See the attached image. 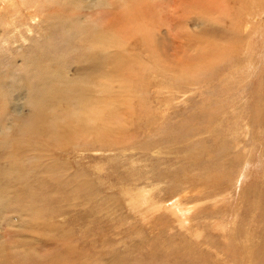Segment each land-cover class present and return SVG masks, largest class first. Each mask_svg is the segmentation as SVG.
Here are the masks:
<instances>
[{
    "label": "bare ground",
    "instance_id": "1",
    "mask_svg": "<svg viewBox=\"0 0 264 264\" xmlns=\"http://www.w3.org/2000/svg\"><path fill=\"white\" fill-rule=\"evenodd\" d=\"M22 1L23 6L19 11H13L12 16H31L28 5L32 1ZM223 1L191 0L187 6H184L192 16L190 18L194 20L193 22L200 19L203 24L199 30L195 32L190 31L192 33H189L188 29L184 26H180L182 29L180 28L181 30L178 34L175 32L172 38L178 39V42L179 40H183L182 43L179 42L182 50H177L180 58H176L177 56L174 55L170 56L169 54V50L172 47L170 45L174 39L171 42V38H168L170 39L168 41L158 34L161 31L162 23L168 28V22L165 20L168 0H89L87 9H99L100 15L94 16L95 13L89 10L90 16L84 15L82 19L79 18L78 13L81 9L82 0H53L52 4L48 3L46 8H44L45 5L44 7L42 5L40 12H38V14L41 13L43 15L42 24L45 31V45H42V51H46L49 62L45 63L43 61L44 63L40 65H33L32 60L35 53L32 50H29L24 56V51L17 54L22 58V65L19 69L27 72L23 77L18 76L17 66L15 67L17 62L15 63L12 60L14 58L7 60L6 57L8 51L12 49L10 45H7L9 40L5 38L9 33H6L0 39V64L4 62L7 63V66L13 65L14 67L12 71L4 69L9 76V84L6 90L10 88L11 90L9 91L10 101L7 103L0 102V104L4 105L3 107H1L2 105L0 106V119L4 120L3 125L0 124L1 137H6L11 134L13 129L18 130L19 128H21L20 133L22 135L30 137L28 133H36L39 129L41 130L43 123L45 124V120H47L44 134L51 136V146H56V149L60 148L58 151L64 155L70 153L63 146L69 137L89 140V135L96 134L100 137H95L94 141H99L101 138L103 141L98 142V144L92 143L91 145L98 146L101 149L113 150L116 159L119 160V162H114V160L108 157L107 162L112 160V164H108L111 174L99 176L93 172L96 180L104 177L108 180V186H105L106 190H125L127 194L130 192L128 189L130 185L136 187L141 184H136V182L143 180V170L148 168L146 162H150L151 173H154L157 169H152L154 165L157 167L168 162L170 163L169 154L164 152V150L172 149L175 152L174 154L180 156L179 168L173 173H169L167 169L159 171L158 177L151 182V186L144 185L141 187L142 183L140 191H137V203L132 211L136 210V214L140 215L145 221L150 219L153 205L151 207L150 205L144 207V205L149 203L153 198L152 196L149 197L150 191L146 192L151 188H153L152 190H158L159 182H163L164 180L179 182L181 174L183 176L187 174L189 177L187 180H183L178 186L170 187L168 192L165 189L164 192L174 193L173 196H180L182 193L185 196H190L195 193L206 194L209 191L210 196L207 195L206 200L211 205L204 210H200L191 225V213L189 214L188 212L184 219L181 218L182 224H179L178 228L182 227L183 230H180L183 233L193 235V232L201 231L202 235L205 233V230L212 227V223L215 221L220 222L219 226L226 227L227 224L224 221L228 218L230 221L231 213L245 216V229H238L236 234L232 230L229 235L231 236V240L228 242L226 241L227 235L220 237L221 241L218 244L213 242V245L205 242L207 237L204 235L201 241L197 242V244H192L195 247H192L185 241L178 245H174L170 241H158L156 242V250L150 251L151 255L148 264H169V260L173 261L174 264H208L205 258L207 254L214 257L212 264H220L217 261L219 255L225 257L231 256L237 264H253L257 259L256 252L261 254V258L257 264H264V253L255 250L261 242L264 250L263 236H259L261 234L259 230L257 231L254 228L249 230L247 226V224H251L254 227L264 219L263 213H260L261 199L257 201V204H254V197L247 196L246 189L245 192L244 189L240 192V197L229 199V192H231L232 188L240 187L242 184L241 179L246 180L252 175L251 171L249 172L244 169L245 175L244 170H241L243 169L244 161L250 156L247 154L246 156L240 155L239 157L238 154H228L227 141L222 140L219 136V129L227 123L225 116L230 112L236 113V116L232 113L233 118L232 121H229L227 130L236 136L234 137L235 139L238 136L242 137L240 133L239 135L235 133V129L239 127H242V130L246 131L242 133H250L252 138L253 134L248 127V121L253 124L254 129L255 127L260 129L259 135L264 130V123L261 119V115L264 112L263 109L253 111L255 106H251L253 108L250 119H248L250 113L245 106L246 104H252L253 95H251L252 98L250 96L247 99L243 94L244 92L242 93L245 85H242V83L247 79L246 73L244 74L243 72L244 68H241L245 60L239 56L238 49L232 47V45L234 46L241 39L239 36L241 31L239 32L236 26L237 20L239 26L243 23L242 30L245 28V33L248 31L245 39H250L252 35H256L259 31L262 34L264 31L262 28V25H264V0H234L232 7L238 5V11L233 10L231 12L232 10H228L229 13L226 8L228 6H225L226 4H223ZM10 8H14V4ZM107 10L110 13H114L110 14ZM241 10L242 16L240 15ZM187 11L185 10V13ZM245 13L246 17L242 19ZM10 18L11 16L8 13L5 19L7 23H5L2 22L3 18L1 17L0 24L2 22V24L5 23L10 26L13 23L9 21ZM78 20H81V23ZM216 21H220V28L211 30L210 24ZM9 22L10 24H8ZM223 23L224 26L222 25ZM225 28H229L230 31L227 33L223 30ZM70 30H73L72 36L70 35ZM168 32L169 28L167 29ZM231 34H237V37L234 38L235 36L233 37ZM212 35L216 38L213 42L217 41L219 42L218 44H216L217 42L208 43V37ZM228 35H231L232 38L228 37ZM69 39L75 40L76 47L74 51L82 58V61H89L91 63L90 69L97 71L94 75L91 74V71L87 72L83 70L79 76H68L69 69L61 64V59L65 54L63 42ZM246 40L248 41V39ZM246 40L243 42L246 43V47H249L250 44ZM132 41L134 42L135 51L131 48ZM40 43L43 42L40 41ZM242 49L244 52L245 48L243 47ZM247 61L251 62V59L248 58ZM143 63L146 66L142 67ZM236 63L239 67V76L233 71ZM30 66L32 68L28 69ZM101 67L105 72L101 71V74L97 75ZM148 79L149 81H147ZM20 80H23L24 86L20 84H16L15 86L14 84L16 82L19 83ZM213 81H217V83L215 82L216 85L221 83L227 84L228 87L225 90H212L211 88L214 86H212ZM57 84L62 85L57 86ZM201 87L205 89L204 97L202 98L203 102L197 104L196 108L192 105L190 109L192 114L181 123L177 124V122H173L174 118L168 115L169 98L181 93L184 94L190 88L198 90ZM164 94L166 96L162 97ZM219 95H225L228 99L222 100ZM167 97L168 99L165 100ZM206 106L210 107L209 112ZM25 107L34 110L33 113L36 112V114L37 111L47 108L48 114L44 113L45 117L42 115V117H38L37 119L36 115L26 116L23 114ZM63 108L66 111L62 110ZM196 109L197 112H195ZM242 113H244L243 116ZM41 119L44 122L41 123ZM204 119L207 121H204ZM60 122H64L65 126L63 125L59 128L57 125ZM215 124H217V128H215ZM208 126L212 127V129L207 130ZM209 133L213 135L217 134L213 136H216L215 141H212V138L210 139L211 134ZM203 135L209 136V140H203ZM197 138L200 140L196 141ZM60 141H62V144ZM188 141L191 142L189 147L185 148V150L179 148V146H183ZM3 144L4 142H0V145ZM212 144L220 148L212 152ZM24 148L28 152L30 151L29 147ZM71 151L74 154L78 152V150ZM101 151L103 153L111 152L109 150ZM183 151H185L184 154L181 153ZM247 151L249 152V150ZM164 154H166V158L162 156ZM10 157L12 156L10 155ZM66 161L69 162L68 160ZM189 165L193 166V168ZM249 165L252 166L254 164L249 163ZM51 167L52 169H60L59 165ZM97 167L99 171H103L101 168L103 165ZM48 169L51 173L50 180L55 181L57 179L56 172L54 173L55 170L49 167ZM120 169L126 170L125 173L122 172L123 170L119 171ZM198 169L202 176L201 181L190 182V174L198 171ZM18 171L16 176L13 177V184L17 186L23 185L22 194L31 196L32 191L28 187L29 180L26 179L30 174L25 173L22 169ZM5 172L0 170V183L10 180L8 174L12 176L10 173ZM116 173L118 175L115 179H112V176ZM33 177L36 178V175ZM154 181H158L155 182L157 184ZM100 184L105 185L102 181ZM13 190L15 188L7 184L3 188H0V214L13 208L17 203V197L8 198V200L6 197L7 193ZM243 192L245 194L244 199L241 198ZM143 197L149 199L145 204L142 200ZM98 202L103 206H108L109 203L105 199H101ZM171 203L173 204V209L189 206L188 203H182L178 200H173ZM136 207L137 209H135ZM44 210L41 209L39 212H35L32 218L29 205V215L35 223L33 229L37 230L41 225L45 230L52 231V227L47 225V222L51 224L50 220L52 219L46 218L45 213L47 212ZM132 213L137 217L134 212ZM95 214L97 218H103L101 211H97ZM13 215L14 213H11L7 219L8 224H6L9 228L14 227L15 217L13 218ZM207 215L209 216L206 217ZM171 218L173 219V216L169 211L168 213L164 212L163 225L168 226L172 221ZM144 226H149V223L144 222ZM213 226L218 227V224H214ZM5 239V248H0V264H33L29 256L30 250L15 251L17 246L12 234H8ZM151 245L155 244L151 242ZM200 246L203 248H200ZM210 250H214V255L209 252ZM59 255V253H56L55 257H59ZM114 256L115 261L121 259L116 255ZM68 261L70 262L69 259ZM34 264L44 263L34 262ZM230 264L236 263L230 262Z\"/></svg>",
    "mask_w": 264,
    "mask_h": 264
},
{
    "label": "rangeland",
    "instance_id": "2",
    "mask_svg": "<svg viewBox=\"0 0 264 264\" xmlns=\"http://www.w3.org/2000/svg\"><path fill=\"white\" fill-rule=\"evenodd\" d=\"M31 1L32 2H30V5H28L29 7L26 6L29 8V11H31L30 12L31 16L19 17V15L12 16V14L13 11H19L20 8L23 6L22 0L20 1L0 0V18L1 17L3 18L2 22L7 23L5 19L8 13L11 16L9 21L13 22L10 26L6 25L5 23H3L4 24L3 25L1 22L0 39H2V36L4 37L6 33H9L5 38L9 40V43L7 45L8 46L10 45L12 49L8 51L6 57L7 60L14 58L12 60H14L15 63L17 62L15 64V67L17 66L16 67L17 72H19L18 76H22V77L27 72L19 69L22 65V58H20V56L17 54L24 51L25 52L23 54L24 56L29 50H32L35 53L32 60L33 65H40L41 63H44L43 61H45V63L49 62V59H47L46 56V51L44 52L42 51V48L45 45V31L43 30V24H42L43 15L41 13L38 14V12H40V8L42 5L43 7L45 5L44 8H46L48 6V3L52 4L53 0H31ZM189 1L191 2V0H168V3L166 5L167 13L165 20L166 22H168L169 32L167 33L168 28L166 25L164 26V23H162L161 31H159L158 33L160 37H164L168 41H170V39L168 38H171L172 39L171 42H172L174 39L172 37L174 36L175 32H177L176 34H178L179 31L182 29L180 26H184L185 28H187L189 33H192L193 31L195 32L200 29V27L203 24L202 20L198 19L196 22H193L194 20L190 18L192 16L188 13L187 8H184V6H187ZM233 2L234 0L223 1V4H226L225 6H228L226 7L228 13H229L228 10H232L231 12H233V10H235L236 12L238 11L239 6L236 5V7H232L234 5ZM88 3L89 0H82V4L80 7L81 9L78 11L80 19H82L84 15L90 16L89 10L95 13L94 16L100 15L99 9L91 8L88 10L87 9ZM12 4H14V8H10ZM185 10L187 11V13H185ZM108 13H110V11H108ZM113 13L114 12L110 14ZM241 14H242V10L240 15ZM245 17H246V13L242 17V19H245ZM10 22L8 24H10ZM78 22L81 23V20H78ZM238 24L239 23L237 20L236 26L238 27L239 32L241 31L240 32L241 34L239 33L241 39L238 40V43L234 44V46L232 45V47L237 48L239 51V56H241V59L245 60L241 65V68H244L243 72L244 74L246 73L247 79L244 80V82L242 83V85L245 84L242 93L244 92L243 94L246 98L247 97L249 98L251 95H253V98L251 96L252 104L251 105L246 104L245 106V108L250 113L248 116V119H250L251 110L254 106L257 108L255 109L254 107L253 111L254 110L259 111L260 109L264 110V103H263L264 102V44H263L264 31L262 30L263 35L259 33L261 32L259 31L257 32V34L259 33L258 35L254 34L250 39L246 38L248 39L247 41L245 39V36L248 33V31H246L245 33V28H243L244 30H242L243 23L240 26ZM220 25H221L220 21L213 22L210 24V29L211 30L219 29ZM222 25L224 26V23ZM262 28L264 29V25H262ZM223 30L226 31L227 33L230 31L229 28H225ZM70 31H71L70 35L72 36L73 30ZM237 34L236 35L231 34V35L233 37L235 36L234 38H236ZM231 35H228V37L232 38ZM209 37H208L209 40L208 43L213 42L214 39L216 40V38L213 37V35ZM244 39L246 40V42H249L251 46V47L249 46L250 48L246 47L247 46L246 43L243 42L245 41ZM177 40L178 39H174L175 44L174 41L171 43L170 46L172 47L169 50V54L170 56L174 55L177 56L176 58H180V56L177 53V50L179 49L182 50V46L179 44V42L182 43L183 40H179V42ZM40 41L43 43H40ZM215 42L217 41H214L213 43ZM133 43L134 42L132 41L131 48L133 51H135ZM218 43L219 42H217L216 44ZM222 44H220V46H222ZM63 46L65 47V52H64L65 54L61 59V64L65 68L69 69L68 72L69 77L79 76L83 70L87 72L91 71L92 72L91 74L93 75L95 74V72H97L90 69L91 63L89 61L83 62L82 58L79 57V55H77V52L74 51L76 47V43L74 39H69L64 41ZM243 47L245 48L244 52L243 49L241 50V48ZM248 58L251 59V62L247 61ZM143 66L146 65L143 63L142 67ZM29 68L32 67L30 66L28 67V69ZM4 69L8 71H12L14 70V67L13 65L7 66V63L4 62L0 64V102L1 103L3 102L7 103L10 101L9 91L11 90V88L6 90L8 87L7 85L9 84V79H8L9 76L8 74H6ZM101 71L105 72L102 70L101 67L97 75L101 74ZM233 71L236 72L237 76H239V67L237 63L235 64V68L233 69ZM247 71H248V75H247ZM147 81H149V79ZM215 82L217 83V81L212 82V86L214 85L213 88H211L212 90H217V89L225 90L228 87L227 84L224 85L219 83L218 85H216ZM16 84H20L24 86L23 80L22 81L20 80L19 83L16 82L14 85L16 86ZM60 85L62 84H57V86ZM204 90L205 89L202 87L199 88L198 90L190 88L184 94L181 93L180 94L181 96L174 95L169 98L168 115L174 118L173 122H177V124H179L192 114V111L190 110L192 105L193 107H195L198 106L197 104L203 102L202 98L204 97V93H205ZM164 96H166V94L162 95V97ZM168 97L165 98V100H167ZM219 97H221L222 100L228 99V97L225 95L223 96L219 95ZM0 106L3 107L4 105L0 104ZM64 106L66 107L65 103ZM251 106L253 107L251 108ZM206 107H207V111L209 112L210 107L209 106ZM62 110L66 111L64 108ZM33 112L34 110L30 109L29 107H25L23 109L24 115L26 116L36 115V119L38 117H42V115L43 117H45L44 113L48 114V109L47 108L41 109L37 111V114L36 112L35 113ZM195 112H197V109L195 110ZM232 113L234 112H230L227 116H225L227 119L226 121L227 123H225V125H223L219 129V136L222 138V140L227 141L228 154H232V155L238 154L239 157L240 155L246 156L247 154H249L250 157L246 158V160L244 161L243 169L241 170L245 169L248 170L249 172L251 171L252 175L251 177H248L246 180L241 179L242 184L240 187L237 186L232 188L231 192H229L230 195L229 199H234L235 197L238 196L240 197V192L243 189L245 192L246 189V195L249 197H254V204H257V201H260L261 199L262 205L260 206V213L261 214L263 213L264 216V204H263L264 203V169H262L264 168L263 167L264 130L261 131V135H259L258 132L260 129L258 127H255L254 129L253 124L250 121H248L247 122L248 127L251 129V133L253 134L252 138L250 133L249 134L242 133L246 131H243L242 127H239L235 129V133L238 135L240 133L242 137L238 136L240 138L237 137L235 139L234 137L236 136H234L232 132L227 130L229 121H232L233 118ZM234 114L236 116V113ZM243 115L244 113H242V116ZM261 119L264 123V112L261 115ZM3 121H4L3 119L2 120L0 119V124L3 125ZM204 121L207 120L204 119ZM42 122L44 121L42 120L41 123ZM46 122L47 120H45V124ZM45 124L43 123L42 129L41 130L39 129L38 132L36 133L29 132L28 135H30V137L28 136L25 137V135H22L20 133L21 128H19L18 130L13 129L11 131V134H9L6 137L0 136V142H4L3 145H0V159L3 157L2 160H0V170L3 172L6 171L5 173H10L12 175L10 176L8 174L10 180L9 181L6 180V182L0 183V188H3L4 186H6V184L11 187L13 186L15 190L7 193L6 195L7 200L8 198L17 197V203L13 206V208L0 214V229H1L0 248H5L6 246L5 238L8 236V234H12L14 236V242L17 246L15 251L22 252L24 250H30L29 256L33 264L34 262L36 263L43 262L44 264L45 263L67 264L69 262L68 259L70 260V262H72V264H92V263L112 264V262H114L113 264H148V260H150V255H151L150 251L156 250L155 249L156 242L158 241L161 242L170 241L174 245H178L181 242L185 241L188 242L192 247H195L192 244H197V242L202 240V236L205 235L207 237L205 242L209 243L210 245H213V242L218 244L221 241L220 237L226 235H227L226 241L227 242L230 241L231 236L229 235L232 230L235 231L236 234V231L238 229H242V230L245 229L244 228L245 216L231 213L230 214L231 223L229 224L230 222L229 218L224 221L227 224L226 227L219 226L220 222L215 221L212 223V227L209 228L208 230H205V233L202 235H201V231L193 232V235L192 234L188 235L187 233H183L182 227L178 228V225L182 224L181 220L187 216L186 214L188 212L189 214L191 213L190 214V225H191L194 222V219L198 216L200 210H204L211 205L208 204L206 200L207 195L210 196L209 191H207L206 194L195 193L190 196L188 195L185 196L184 193H182L180 194L182 198L178 195L173 196L174 193L172 194L167 193L170 187H173L175 185L178 186L182 183L183 180H187L189 178L187 174H184V176L183 174H181L179 182L174 180H164L163 182H159L158 190L155 189L152 190L153 188H151L146 192L148 193L150 191L149 197L152 196L153 199L149 201V203L144 205V207H147L148 205H150L151 207L153 205L151 210L152 216L150 219L146 221L143 220L140 215L136 214V210L132 211L133 207L137 203L136 202V198L138 196L137 191H140L141 187H143L144 185L151 186L152 185L151 182L158 177L159 171L167 169L169 173H173L179 168L178 165L180 161V156L174 154L175 153L174 150L172 149L164 150V152L169 154L171 164L168 162L166 164L159 165L157 167L156 165L154 166L152 165L153 170L154 168L155 169L157 168L154 171V173H151L150 162L149 163L146 162V164H148V168H145L143 170V175H144L143 180L140 182L138 180L136 182V184L143 183L141 187H140L141 184L136 187H134V185L132 186L130 185L129 187L132 188L128 187L130 191L129 194H127L125 190H121V191L117 189L106 190V187L108 186L107 183L108 180L105 179L104 177L98 178V180H96L94 173H97V175L99 176L105 174L106 175L111 174L109 165L112 164V160H114V162H119V160L116 159V155L114 154L113 150L101 149L98 146L91 145L92 143L98 144V142L103 141L102 138L99 141H94L95 137H100L96 134L89 135V140H81L79 138L73 139L69 137L63 146L70 153L63 155L62 152L58 151L60 150V148L56 149L55 148L56 146L55 147L51 146L50 144L51 136L44 134L46 129ZM63 125L64 122H60L57 126L61 128ZM214 126L215 128L218 127L217 124H215ZM208 127L207 130L212 129V127L210 126ZM215 128H213V130H215ZM0 130H1V125H0ZM216 133L214 135H217ZM207 135H203L202 137L203 140L206 139L209 140L208 139L209 136ZM214 135L213 134L210 135L211 136L210 139L212 138V141H215L214 139L216 138V136L213 137ZM199 140H200L199 138L196 139V141ZM190 141L183 144V146H179V148L185 150V148L191 145ZM60 143L62 144V141H60ZM211 146L213 147L212 152L220 148L219 146L215 147L214 144H212ZM24 147L26 148L29 147L30 153ZM71 150H78V152L74 154V152ZM101 150H105V151L109 150L111 152L103 153ZM247 150H249V152ZM181 153L184 154L185 151ZM4 155L6 156L4 157ZM10 155L12 157H10ZM162 156L164 158L167 157L166 154ZM108 157L112 159L109 162H107ZM66 160H68L69 162H67ZM249 163H252L254 165L250 166ZM45 165L48 166L50 169H52L51 166L53 165H59L60 169H52L55 170L54 173L56 172L57 179L55 181H51L52 179L50 180L51 173L48 167H46ZM100 165H103V167H101L103 169L102 172L99 171L97 167V166L100 167ZM190 167L193 168V166ZM20 169H22L25 173L30 174L29 177H26V179L29 180L28 187L32 191L31 196L22 194L23 185L17 186L13 184L14 183V181H12L13 177L16 176V174L19 172L18 170ZM121 170H123L122 171L123 173H125L126 171L124 169H120L119 171ZM245 170L244 173L246 175ZM34 174L36 175V178L33 177L35 176ZM117 175L118 173L114 174L112 176V179H115ZM190 175H191L190 182H200L202 179L199 169L196 172H192ZM182 177L185 178L183 179ZM101 181L104 182L105 184L104 186L100 184ZM155 182L158 181H154V183ZM165 189H167V192L166 191L164 192ZM244 192L241 194L242 199H244L245 196ZM101 199H105V201H109L108 206L107 205L103 206L100 202H98L101 201ZM142 200L143 203L145 204L149 199L143 197ZM173 200H178L181 201L182 203H188L189 206L187 207L183 206L182 208L173 209L172 208L173 204L171 203ZM29 205H30V213L32 218L35 212H39V210L45 209L44 211L47 212V213L44 212L46 218L49 220L52 219L50 220L51 224L47 222V225L49 227H52V231L45 230L41 225L37 230L33 229L35 223L33 222V219L30 218ZM135 209H137V207ZM97 211L99 212L101 211V213H103V218L100 219L96 217L95 212ZM163 211L166 213H168L169 211L170 214L173 216V219L171 218L172 221L168 226H165L162 223L163 215H164ZM132 212H134V214H136L137 217L134 216ZM11 213H14L13 218L15 217L14 218L15 221H14V227L9 228L7 225L8 224L7 219ZM208 216L209 215H207L206 217ZM144 222H148L149 226H144ZM214 224H218V227H214L213 226ZM247 226L249 227V230L253 228L257 231L259 230V233H261L259 236H263L262 239L264 240V219L261 220V222L254 227L251 224H247ZM66 241L67 244L65 245ZM151 242H153L155 245L152 246ZM254 242L256 243V241ZM129 243H133V244H129ZM200 248L203 247L200 246ZM255 250L264 253L262 242L259 246L255 248ZM209 252L214 255V250H210ZM56 253L60 254L59 257H55ZM114 255L120 257L121 258L119 259L120 261L119 260L115 261ZM256 255H257V259L256 262L253 264H257V262L261 258L260 253L258 254L256 252ZM60 256H62L63 258ZM205 258L208 261V264H212V260L214 259V257H211L207 254ZM144 259L146 260V262H144L145 261ZM217 261L220 262V264H230V262H235L237 264V262L233 260L231 256L225 257L223 255L221 256L219 255ZM70 262L68 264H70ZM169 264H174V263L173 261L169 260Z\"/></svg>",
    "mask_w": 264,
    "mask_h": 264
}]
</instances>
